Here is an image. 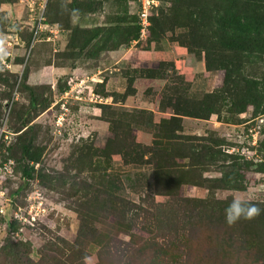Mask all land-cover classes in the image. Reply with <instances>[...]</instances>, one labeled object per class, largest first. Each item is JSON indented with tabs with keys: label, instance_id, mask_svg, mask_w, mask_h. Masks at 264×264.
Returning a JSON list of instances; mask_svg holds the SVG:
<instances>
[{
	"label": "rangeland",
	"instance_id": "rangeland-1",
	"mask_svg": "<svg viewBox=\"0 0 264 264\" xmlns=\"http://www.w3.org/2000/svg\"><path fill=\"white\" fill-rule=\"evenodd\" d=\"M149 22L137 0H0V203L44 208L21 232L0 215V264H264V211L225 219L264 210V0Z\"/></svg>",
	"mask_w": 264,
	"mask_h": 264
},
{
	"label": "built area",
	"instance_id": "built-area-1",
	"mask_svg": "<svg viewBox=\"0 0 264 264\" xmlns=\"http://www.w3.org/2000/svg\"><path fill=\"white\" fill-rule=\"evenodd\" d=\"M138 1V15H139V24L142 35L145 34L146 30L150 26L149 15L153 5L158 3V0H137ZM55 33V32H54ZM96 96L91 93L90 100ZM65 113L58 115L57 120L59 123L64 120ZM3 194V192H0ZM36 191L33 192V196H29V203L25 207L18 206L17 208H12L10 213H8V206L10 205V199H7L6 203H0V215L10 216V221L15 220L18 224L17 231H23L28 224H34L35 221L40 220L41 214L40 211H44L42 207V200L38 195H35ZM6 205V206H5Z\"/></svg>",
	"mask_w": 264,
	"mask_h": 264
},
{
	"label": "clouds",
	"instance_id": "clouds-1",
	"mask_svg": "<svg viewBox=\"0 0 264 264\" xmlns=\"http://www.w3.org/2000/svg\"><path fill=\"white\" fill-rule=\"evenodd\" d=\"M264 211L256 205L248 204L241 199H233L225 209V219L229 225L238 222L241 219H252Z\"/></svg>",
	"mask_w": 264,
	"mask_h": 264
},
{
	"label": "trees",
	"instance_id": "trees-1",
	"mask_svg": "<svg viewBox=\"0 0 264 264\" xmlns=\"http://www.w3.org/2000/svg\"><path fill=\"white\" fill-rule=\"evenodd\" d=\"M173 106V105H172ZM173 108H174V111H175V113H177V114H182V115H188V116H195V117H200L201 115L199 114V113H189V112H184V111H181V112H179L174 106H173ZM213 111H210L209 113H212ZM213 153V152H212ZM215 159V158H214ZM26 174L29 176L30 174H28L27 173V171H26ZM7 225H8V227H9V230H10V232H14V231H17V229H18V227H17V222L15 221V220H11V221H8L7 222Z\"/></svg>",
	"mask_w": 264,
	"mask_h": 264
}]
</instances>
